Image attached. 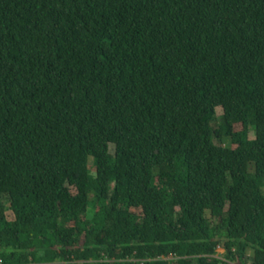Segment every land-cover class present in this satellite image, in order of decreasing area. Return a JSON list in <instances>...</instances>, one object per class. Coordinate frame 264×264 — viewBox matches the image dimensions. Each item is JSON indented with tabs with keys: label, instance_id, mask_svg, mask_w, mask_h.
<instances>
[{
	"label": "trees",
	"instance_id": "16d2710c",
	"mask_svg": "<svg viewBox=\"0 0 264 264\" xmlns=\"http://www.w3.org/2000/svg\"><path fill=\"white\" fill-rule=\"evenodd\" d=\"M263 249L264 0H0V264Z\"/></svg>",
	"mask_w": 264,
	"mask_h": 264
},
{
	"label": "rangeland",
	"instance_id": "374dc122",
	"mask_svg": "<svg viewBox=\"0 0 264 264\" xmlns=\"http://www.w3.org/2000/svg\"><path fill=\"white\" fill-rule=\"evenodd\" d=\"M250 138L251 139H253L254 138V133L253 132H251L250 133ZM217 144H221L218 140H216L215 141ZM229 143V141L227 142V143H225V145H227ZM222 145V144H221ZM74 180V179H73ZM138 212V211H137ZM92 214H93V212L92 211H90V213H89V217H91L92 216ZM9 217H10V215H9ZM218 252L219 253H223L224 251H223V249H221V248H219L218 249ZM263 255H264V249H263V253L261 254V253H258V252H254L253 250H249L248 252H247V263L248 264H250L255 258H262L263 257Z\"/></svg>",
	"mask_w": 264,
	"mask_h": 264
},
{
	"label": "built area",
	"instance_id": "2783aa9c",
	"mask_svg": "<svg viewBox=\"0 0 264 264\" xmlns=\"http://www.w3.org/2000/svg\"><path fill=\"white\" fill-rule=\"evenodd\" d=\"M0 263H1V261H0Z\"/></svg>",
	"mask_w": 264,
	"mask_h": 264
}]
</instances>
